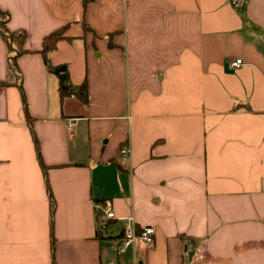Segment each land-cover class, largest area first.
Returning <instances> with one entry per match:
<instances>
[{"label": "crops", "instance_id": "crops-1", "mask_svg": "<svg viewBox=\"0 0 264 264\" xmlns=\"http://www.w3.org/2000/svg\"><path fill=\"white\" fill-rule=\"evenodd\" d=\"M0 264H264V0H0Z\"/></svg>", "mask_w": 264, "mask_h": 264}, {"label": "trees", "instance_id": "trees-1", "mask_svg": "<svg viewBox=\"0 0 264 264\" xmlns=\"http://www.w3.org/2000/svg\"><path fill=\"white\" fill-rule=\"evenodd\" d=\"M67 25H63L61 27H58V29L48 33L43 37L42 40V49H41V55L42 58H44V62L47 66V68L54 73L58 78V90H59V96L60 99H62L65 96H76L80 100L87 102V93L86 89L87 86L85 84V81H82V83L77 87H72L69 83V73L67 72V68L65 64H59V65H51L48 58H46V52L49 50H52L56 47V42L59 39H62L64 37V33L66 31ZM16 36L17 38H24L25 33L24 31H17L14 34H8V38H13Z\"/></svg>", "mask_w": 264, "mask_h": 264}, {"label": "built area", "instance_id": "built-area-1", "mask_svg": "<svg viewBox=\"0 0 264 264\" xmlns=\"http://www.w3.org/2000/svg\"><path fill=\"white\" fill-rule=\"evenodd\" d=\"M228 3L232 6H240L242 0H228ZM242 64L241 58H235V60L229 63V66L233 69L237 68ZM72 124L68 125V129ZM130 155V147L128 144H123L119 150V159L122 162H128ZM113 212L109 211L106 213V217H112ZM155 238L154 228L151 226H144L138 232L131 226L124 229L122 237L117 239L116 250L118 253L124 252L133 243H139L141 245L150 246L153 244Z\"/></svg>", "mask_w": 264, "mask_h": 264}]
</instances>
